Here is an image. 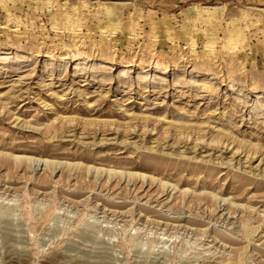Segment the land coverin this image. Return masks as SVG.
Wrapping results in <instances>:
<instances>
[{"label": "rangeland", "instance_id": "1", "mask_svg": "<svg viewBox=\"0 0 264 264\" xmlns=\"http://www.w3.org/2000/svg\"><path fill=\"white\" fill-rule=\"evenodd\" d=\"M0 264H264V0H0Z\"/></svg>", "mask_w": 264, "mask_h": 264}, {"label": "bare ground", "instance_id": "2", "mask_svg": "<svg viewBox=\"0 0 264 264\" xmlns=\"http://www.w3.org/2000/svg\"><path fill=\"white\" fill-rule=\"evenodd\" d=\"M105 13H106V16L107 17H112V15L114 13V10L113 9H110V8H106L105 9ZM111 25H112V30H116L117 27H118V24H113L112 23ZM241 41H242L241 35H236V37H235V35L230 36L227 39L228 44H227V47L226 48L228 49V51H230V50L234 49L235 48V45L239 44ZM230 42H233V43H230ZM208 45H209L208 48L211 49L210 55L212 56L213 55V51L212 50H213V45H214L213 39H210L209 40Z\"/></svg>", "mask_w": 264, "mask_h": 264}]
</instances>
